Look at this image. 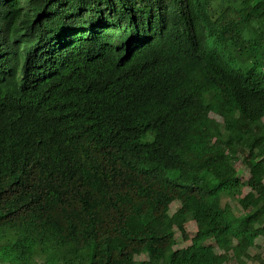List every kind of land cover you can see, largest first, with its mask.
Listing matches in <instances>:
<instances>
[{"label": "trees", "instance_id": "trees-1", "mask_svg": "<svg viewBox=\"0 0 264 264\" xmlns=\"http://www.w3.org/2000/svg\"><path fill=\"white\" fill-rule=\"evenodd\" d=\"M260 236L264 0H0V264H264Z\"/></svg>", "mask_w": 264, "mask_h": 264}, {"label": "rangeland", "instance_id": "rangeland-1", "mask_svg": "<svg viewBox=\"0 0 264 264\" xmlns=\"http://www.w3.org/2000/svg\"><path fill=\"white\" fill-rule=\"evenodd\" d=\"M215 118H217L218 120H221V118L217 115H213ZM236 167L239 169V174L244 178V179H248L250 177V171L248 169V167L246 166L245 163H243L242 161H238L237 164H236ZM245 192L248 190V188H245L244 189ZM226 201V199H224V202ZM228 201H230L231 205L233 206V209L234 211L236 212V214H241L243 213V210L242 208L240 207L239 204H237L234 200L232 199H228ZM176 204L173 203L171 205V213H173L175 210H176ZM195 229H196V225L194 222H188L187 224V230L189 231V234L190 236H192L195 232ZM176 236H180V231L177 230L176 231ZM210 242H213L212 240H210ZM190 243V240H182L180 237H179V240L177 242V245L175 246L176 248H179V247H185L187 245H189ZM256 243L257 245L252 247L250 249V252L251 254L255 255V254H258V253H261L263 255V258H264V236H260L256 239ZM218 251H219V248H216ZM146 258V255H141V256H137V260H140V259H145ZM257 263V262H255ZM247 264H254V261L253 260H249L247 262Z\"/></svg>", "mask_w": 264, "mask_h": 264}]
</instances>
